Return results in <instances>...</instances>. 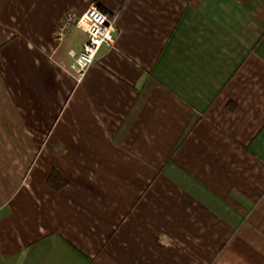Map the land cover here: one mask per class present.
<instances>
[{
	"label": "crops",
	"instance_id": "1",
	"mask_svg": "<svg viewBox=\"0 0 264 264\" xmlns=\"http://www.w3.org/2000/svg\"><path fill=\"white\" fill-rule=\"evenodd\" d=\"M0 264H264V0H0Z\"/></svg>",
	"mask_w": 264,
	"mask_h": 264
},
{
	"label": "built area",
	"instance_id": "2",
	"mask_svg": "<svg viewBox=\"0 0 264 264\" xmlns=\"http://www.w3.org/2000/svg\"><path fill=\"white\" fill-rule=\"evenodd\" d=\"M74 27L87 34L82 51L75 56L70 66V72L79 81L95 63L103 45L114 48L119 31L109 13L95 4L81 15L72 12L64 15L54 32L56 42L62 43Z\"/></svg>",
	"mask_w": 264,
	"mask_h": 264
},
{
	"label": "trees",
	"instance_id": "3",
	"mask_svg": "<svg viewBox=\"0 0 264 264\" xmlns=\"http://www.w3.org/2000/svg\"><path fill=\"white\" fill-rule=\"evenodd\" d=\"M56 175H57L56 173H52V175H51V177H50V182H51V184H52L53 186H55L56 189H57V188H60L61 185L59 186L58 184H57V185L54 184V180H55Z\"/></svg>",
	"mask_w": 264,
	"mask_h": 264
}]
</instances>
